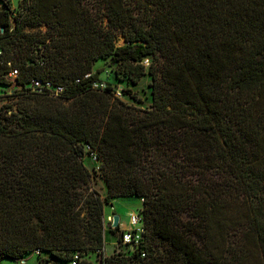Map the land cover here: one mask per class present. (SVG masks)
<instances>
[{"label":"trees","instance_id":"1","mask_svg":"<svg viewBox=\"0 0 264 264\" xmlns=\"http://www.w3.org/2000/svg\"><path fill=\"white\" fill-rule=\"evenodd\" d=\"M107 58L132 85L149 76L148 109L96 85ZM0 85V261L264 264V0L5 3ZM130 197L139 241L103 257V206Z\"/></svg>","mask_w":264,"mask_h":264},{"label":"rangeland","instance_id":"2","mask_svg":"<svg viewBox=\"0 0 264 264\" xmlns=\"http://www.w3.org/2000/svg\"><path fill=\"white\" fill-rule=\"evenodd\" d=\"M20 0H0V10L3 8V5L6 3L9 5L12 14L18 9V3ZM117 45H121V41L117 42ZM114 65H109V58L98 60L93 63L92 72L99 71L98 81L96 85H102L103 83H108L114 91V96L119 100L124 102L126 105L131 106L136 109H148L150 106V89L149 76L144 75L140 77L138 82L134 85L127 82L126 79L114 75ZM129 89L131 93L134 94V99L129 98L127 95H124L121 90ZM12 89H8L5 86L0 85V98L1 103L10 102L13 100L11 96ZM49 97V96H48ZM83 166L92 174V172H97L96 166L97 163L93 160V156L89 154H84L81 158ZM90 187L93 189L100 198H103L105 195V186L103 182L98 178V176L93 175L90 181ZM111 205H104L102 211V236H103V257H108L112 254H121L127 255L130 252L128 246L117 245L119 238L118 232L111 233L107 232L111 228L110 224H105V217L115 215L118 217L119 227L125 228L127 226V218L130 215L139 213L141 208V200L130 197V198H114L111 199ZM83 259L90 262L91 264H98V259L95 258L92 252H88L83 256ZM44 260L48 261V264H67V262H60L50 257L47 253H41L35 255L31 253L24 256L21 260L16 263L11 261L2 260L0 264H43Z\"/></svg>","mask_w":264,"mask_h":264},{"label":"built area","instance_id":"3","mask_svg":"<svg viewBox=\"0 0 264 264\" xmlns=\"http://www.w3.org/2000/svg\"><path fill=\"white\" fill-rule=\"evenodd\" d=\"M143 65L147 66V61L143 60ZM15 71L9 73V77H13ZM96 85H94L95 87ZM103 87V85H99ZM31 91L34 93H42L43 91H47L50 96H56L61 94L63 89L60 86H52L48 82H40L38 80H32L30 83ZM94 160V157H93ZM112 222L111 216L105 217V224H110ZM142 233V227L139 221V217L137 212L133 215H130L127 218V226L124 230L119 231V244H129L130 246H135L139 241L140 234ZM98 252V251H97ZM96 252V253H97ZM143 256V254H142ZM79 258L76 255H73L70 260V264H77Z\"/></svg>","mask_w":264,"mask_h":264},{"label":"water","instance_id":"4","mask_svg":"<svg viewBox=\"0 0 264 264\" xmlns=\"http://www.w3.org/2000/svg\"><path fill=\"white\" fill-rule=\"evenodd\" d=\"M117 223H118V217L117 216H113L112 217V222H111V228H115L117 226Z\"/></svg>","mask_w":264,"mask_h":264},{"label":"crops","instance_id":"5","mask_svg":"<svg viewBox=\"0 0 264 264\" xmlns=\"http://www.w3.org/2000/svg\"><path fill=\"white\" fill-rule=\"evenodd\" d=\"M117 225H118V230H119V231H122V230H124V229L126 228V227H125V228H122V226L119 227V224H118V223H117ZM102 252H103V248H102Z\"/></svg>","mask_w":264,"mask_h":264}]
</instances>
